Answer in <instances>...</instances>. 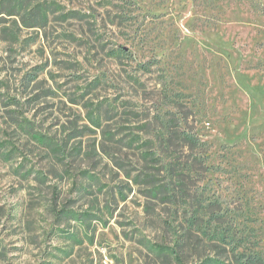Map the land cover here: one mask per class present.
Masks as SVG:
<instances>
[{
  "label": "rangeland",
  "instance_id": "374dc122",
  "mask_svg": "<svg viewBox=\"0 0 264 264\" xmlns=\"http://www.w3.org/2000/svg\"><path fill=\"white\" fill-rule=\"evenodd\" d=\"M175 105L205 170L152 156ZM172 166L186 191L164 203ZM237 246L264 260V0H0V264H236Z\"/></svg>",
  "mask_w": 264,
  "mask_h": 264
},
{
  "label": "trees",
  "instance_id": "16d2710c",
  "mask_svg": "<svg viewBox=\"0 0 264 264\" xmlns=\"http://www.w3.org/2000/svg\"><path fill=\"white\" fill-rule=\"evenodd\" d=\"M31 27H40V21L44 24L47 21V14L43 10H39L34 17L31 18ZM35 79V75L29 78L28 82H32ZM155 120L161 124L160 134L156 137L158 143L156 146L161 148V151H156L155 154L166 153L168 150L172 149L170 155L178 157L184 149H186L185 159L187 160V171L198 172L207 169L206 163L203 159L205 152L206 143L202 142L199 137L194 133V131L188 127V121L186 115L178 108L176 105L172 107L169 111L161 115H157ZM147 156V155H146ZM171 176L169 182L165 186H160V188L165 189V199L164 203H175L176 199L184 197L186 188L183 181V175L178 174L177 169L172 166L168 169ZM161 190V189H160ZM235 263L236 264H264L263 258L258 252L254 251L250 254L243 253L239 251V247H235ZM210 263H216L215 260H210ZM202 264H208L204 262Z\"/></svg>",
  "mask_w": 264,
  "mask_h": 264
}]
</instances>
